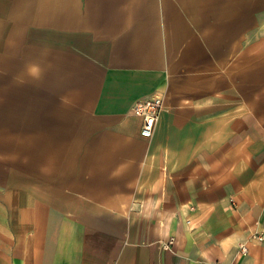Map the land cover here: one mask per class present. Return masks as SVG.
I'll return each instance as SVG.
<instances>
[{
    "label": "crops",
    "instance_id": "crops-1",
    "mask_svg": "<svg viewBox=\"0 0 264 264\" xmlns=\"http://www.w3.org/2000/svg\"><path fill=\"white\" fill-rule=\"evenodd\" d=\"M253 232L264 0H0V264H264Z\"/></svg>",
    "mask_w": 264,
    "mask_h": 264
},
{
    "label": "built area",
    "instance_id": "built-area-1",
    "mask_svg": "<svg viewBox=\"0 0 264 264\" xmlns=\"http://www.w3.org/2000/svg\"><path fill=\"white\" fill-rule=\"evenodd\" d=\"M162 109V99L160 96H149L138 99L132 105V113L141 119L140 135L143 138H150L153 134L157 119ZM249 240L264 242V235L259 232L251 233ZM241 254L247 252L245 243L239 244Z\"/></svg>",
    "mask_w": 264,
    "mask_h": 264
}]
</instances>
